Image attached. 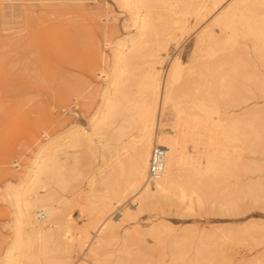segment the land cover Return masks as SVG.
<instances>
[{"label": "rangeland", "instance_id": "1", "mask_svg": "<svg viewBox=\"0 0 264 264\" xmlns=\"http://www.w3.org/2000/svg\"><path fill=\"white\" fill-rule=\"evenodd\" d=\"M151 1L154 6L148 8L138 2L128 5L124 0H0V58H6V66L0 67V264L14 232L16 206L13 200L15 192L23 191L24 188L19 185L20 178L28 170L38 147L49 138L55 137L58 141L57 138H62L64 131L69 129L82 131L92 141L87 140L75 148L65 149L69 157L66 162L69 172L66 178H69V185L68 190L63 193L66 199L61 205L63 212L71 214L76 228L82 230L86 227L92 236L95 229L90 226L89 221L93 215L97 216L98 211L108 204H114L109 212L112 224L110 233H107L109 241L106 240L101 253L92 258L86 247L81 248L72 256L70 264L76 263L78 259L76 264L86 260L87 264H105L106 260V264H188L195 259L196 251L202 248L205 241L215 244L214 248L212 247L213 253L211 252L213 256L210 254L209 259L196 260L195 264H264V62L261 53H254L257 51L255 42L247 34L245 21L242 19V13L248 15L249 12L244 10L237 13L234 29L222 31L223 25L216 19L234 0H226L221 7L198 20L196 8L189 0L175 2L176 6L173 5L172 8L176 13L172 8L167 9L158 4V0ZM58 3H61V10L66 12L62 16V21L66 23L68 17H71V14H67L70 4L87 11L86 20L73 23L89 27L81 38L76 39L77 42L72 47L66 38L69 29L67 32L63 24V30L55 28L57 25L54 28L52 26V17L55 16L50 17L49 13L52 15L53 11H56L52 5ZM28 7L34 9L30 10ZM28 9L30 14L27 13ZM251 17V22L257 21V16ZM143 21L152 25L145 29V37L140 39L137 53L133 51L130 54L134 58L133 65L124 84L129 102L125 104L121 101V106H124L121 109L139 103L137 82L142 72L155 67L164 75L174 59L179 58L182 64L180 83H184V88H187L185 90L194 95L193 98L204 94L206 98L207 94L206 99L210 97L209 100L214 101V108L223 114L224 120L228 119L227 121L233 124L235 136L239 138L237 137V141H231V146H228V161L232 167L229 162H225L224 165L227 166L221 167L216 174H210L214 175L211 179L208 175L205 179L209 183H204L205 188L195 187L192 191L188 190L185 199H179V192H176V197H172L169 203L152 206L134 217H129L124 215V211L130 208L131 212L136 213L137 205L133 198L128 196L118 202L114 196L115 191L123 190L124 185H127V175H117L119 177L116 178L112 169L119 151L132 153L133 150L129 146L138 135L137 128L139 129L140 125L134 112L127 113V109L121 112L119 109L117 113L121 115L116 113L119 117L114 116L113 124L111 121V125L98 129L94 136L93 127L100 117L102 95L106 90L107 81L115 69L116 50L122 47L119 43L123 42V39H129L136 32L137 25ZM211 23L214 34L220 39L215 43V47L212 46L214 48L206 49L208 52L201 50V53L198 52V56H195L193 52L197 35ZM99 24H107L111 29L102 30ZM33 31L40 38L44 37L41 42L39 38L36 43L39 62L43 65L38 63L43 69L40 72L37 68L33 70L32 65L30 71H25L24 64L20 61L23 58L21 50H24L20 46L24 42H33ZM231 34L234 36L233 40L226 41L225 38ZM48 36L55 37V47L49 45ZM128 45L129 43H126L125 46ZM31 47L32 45L27 47L24 52L33 58L29 51ZM6 85H10L8 91H5ZM257 87L262 90L259 91ZM78 88H82L80 92ZM66 89L69 92H66ZM63 91L67 93V97L60 100ZM213 97L215 99H212ZM170 110L171 108H168V112L157 114L160 119V133L173 134L172 122L175 123L176 116L173 110L169 113ZM130 113L133 114L132 120ZM127 117L128 119H125ZM132 121L136 122V125H133L135 123ZM124 123L132 129L127 128ZM119 127L124 131H119L122 137L117 134ZM112 132L119 135H116L115 141L112 136L107 140V136ZM104 133L109 135L104 136ZM186 145L190 154L196 155L194 143L188 141ZM113 153H116V156ZM39 191L42 193L44 189ZM231 191H237L234 194L237 204L230 207L225 205V201L230 199L228 196ZM32 194L34 193L30 196ZM27 198L25 194L19 195V205L22 206ZM42 213L41 211L38 214L40 222L47 218ZM21 228V232L25 234L28 227L22 225ZM55 242H51V247V244L47 245L54 256L50 255L47 249L46 253L50 254H45L46 258L63 255V250L61 251V247ZM37 247L34 246L32 251L37 253ZM58 252L62 253L58 255ZM13 253L11 264H53L38 254L37 257L30 258L23 257L20 250ZM136 260L141 262L137 263Z\"/></svg>", "mask_w": 264, "mask_h": 264}, {"label": "bare ground", "instance_id": "2", "mask_svg": "<svg viewBox=\"0 0 264 264\" xmlns=\"http://www.w3.org/2000/svg\"><path fill=\"white\" fill-rule=\"evenodd\" d=\"M150 1L149 0H124V3L130 5V4H135L136 2H138L141 5H144L145 7L151 8L154 6V3ZM177 1L178 0H174L173 2H170L167 0H158L157 3L159 2L158 4L168 9V8H172L173 5L176 6L175 2ZM180 1L181 0H179L178 2ZM189 1H191L192 5L194 4L196 8L195 9L197 13L196 19L198 20L200 18L206 17L209 13H211L214 9L218 8L219 6L221 7L222 3H224L226 0H189ZM60 6H61V3L52 5V7L56 8V11L54 10L55 13L53 11L52 15L51 13H49L50 17L55 16V17H52L54 18V21H53L54 25L52 24L51 25L53 26V28L57 25L55 28H57L58 30H61V29L63 30L64 27L63 28L61 27V25L63 24L66 27V31L67 29H69V32L67 31L68 33L66 32L65 33L67 34L66 38H68L69 40L68 44L72 47L73 44L77 42L76 39L80 37L81 35H83L85 30H87V28L89 27L88 25H85V24H82V25L75 24L74 25L73 23L78 20H86L87 16H85V13L87 11H85L84 8H78L76 5L70 4L69 11L67 14H71V17H68V23H66L62 21V16L66 12L64 10H61ZM29 9L33 10L34 8L32 9L31 7ZM29 9L27 12L28 14H30ZM42 10L44 9L42 8ZM172 10L174 11L175 9L172 8ZM244 10H247L249 12L247 13L248 15H246V13L245 15L242 13L243 15L242 19L243 21H245V25L248 30L247 34H249L255 42V49L257 51H255L254 53L256 52L258 54L261 53L263 57L262 62H264L263 61L264 60V0H234L232 3H230L225 8V10H223V12L220 13L216 21H219L223 25L222 31H225L226 29H229L231 31L234 29L235 24H237L235 23V17L238 16L237 13L243 12ZM175 13H176V10H175ZM249 16L250 17L257 16V19H256L257 21L254 23L251 22L250 20H252L253 18L251 17L250 19ZM50 17L49 16L47 17L48 20ZM145 24H146L145 21L140 22V24L137 25L136 32L129 39H123V42L119 43V46H122V47L116 50V53H115V61H114L115 69H114L112 76L108 79L107 84H106V90L102 95V107L99 111L100 117L96 120V124L93 127V130H94L93 136L96 135V132L98 129L111 125L110 124L111 121L113 124V121H114L112 120L113 118H115L116 116L119 117L118 115H116V113L119 112L120 111L119 109H121V107L123 106V105L121 106L122 104L121 101H124L125 104H128L129 102V99L126 96V91H125L126 86L124 87V84L126 81L125 79H127L126 76L127 74L129 75V72L133 65L132 61L134 58L130 54L133 51H136L135 53H137V51L139 50L140 48L139 46L141 44L140 39L145 37L144 31L147 27L149 28V25L151 23H149V25L147 24L145 25ZM99 27L102 28V30L111 29L110 26L107 24L106 25L99 24ZM213 30L214 29H212V23H211V25L209 24L208 26H205L204 29L200 31L201 33L200 32L198 33L196 42L194 45V52H193L195 53V56L196 55L198 56V52H200L201 50L205 49V51H207L206 49H212L216 46L215 43L220 39V37L218 38L216 34H214ZM31 34L34 35L32 37L33 42L29 41V43L31 44H28V42H24L20 47L25 50L27 47H30V45H32L31 50L29 51L32 54L33 58H30L31 56L28 57L29 55L28 54L26 55L24 50H21L20 48V50L23 51V54H22L23 58L20 59V61L24 64L25 71H28V70L30 71V68L32 65L33 70L37 68L38 71L40 72V70L42 71L43 69L41 68L42 64L39 62L40 57L37 54L38 50L36 48L37 46L36 43L38 42L40 36L38 34H35V32ZM232 37L234 38L233 34H231V36H228V38H225V39L226 41H230V40H233ZM41 38H44V37H41ZM41 38L39 40L40 42H41ZM47 38H49L50 40L49 45H52L53 47H55V41H56V40L54 41L55 37L51 36L50 38L48 36ZM43 40L46 41V39H43ZM222 40H220V42ZM127 41H130V42H127ZM42 43H44V41H42ZM126 43H129L128 47L125 46ZM80 46L82 45L80 44ZM259 56L261 57V55ZM5 59H6L5 57L0 58L1 68L6 66L4 65ZM221 60L220 61L218 60V61L221 62ZM234 60H236V58ZM38 63H40L41 65L39 66ZM209 63L210 62H208V64ZM261 65L263 66V64ZM181 66L182 64L179 58H176L174 59L170 68L168 69V71H166L164 75H162L161 72L155 67H150L149 69L145 70V72H142L143 74L142 76H140L137 82L139 86L138 94L140 95V99H139L140 101L138 100L139 103L131 107L125 105L126 108L121 109V112L126 111V109L129 110L127 111V113L134 112L133 114H135L136 120L138 121V124L140 125L139 129L137 128V130L139 131L138 135L136 136L132 145L130 144L131 146H129L133 150L132 153L127 152L125 154L124 152L120 153L119 151L117 153L119 155H117L118 157H116L117 158L116 163L112 169L114 173L116 174L114 175L116 178L119 177L117 175H124V174L127 175L126 176L127 178H125L127 179L125 183L127 185L126 186L124 185L125 188L122 187V189L123 188L124 189L121 190L118 186L117 189L119 188L120 190L118 189L119 190L118 192L117 191L114 192V196L118 199L117 201L122 202L123 200L128 198V196H130L131 198H133L134 200L133 202L137 205V207L135 208L136 213L131 212L130 208H128L124 211L125 216L134 217L135 215H138L142 213L143 211L148 210L152 206L167 204L170 201H172V197H174V194H176V192L177 193L179 192L178 193L179 199H185L187 197L188 190L192 191L193 188L195 187H199V189H201V187L205 188L204 185L206 186V184L209 183V181L205 179L208 175L211 179L212 178L211 176H214V175L210 176V174H213L215 172L217 173L219 172V170H221V167L227 166V165H224L225 162H229L230 164V161H228L229 155H230L228 151V148H229L228 146L229 145L231 146V143L233 142V140L237 141V137L239 138V136H235L236 132L233 129L234 127L232 126L233 124H230V122L227 121L228 119L224 120L223 114L218 109L214 108L215 107L213 104L214 101H210L209 100L210 97L206 99L207 94H206V98L204 97L205 94L203 96L201 95L199 96L197 94V96L199 97L193 98L195 96L189 93L187 90H185L187 88H184L183 86L184 83L183 85L180 83ZM214 70L216 71V68H214ZM252 78L255 79V77H252ZM262 78L264 79V75ZM261 82L260 84L262 85ZM197 84H199V82ZM71 87L74 88L73 85ZM9 88H10V85H6L5 91H8ZM195 88L197 89V87ZM81 89H79V92ZM205 89L207 90V88ZM260 90L262 89H259V91ZM189 91H190V88H189ZM66 92H69V90ZM66 92L63 91V93L59 97L60 100H63L65 99V97H67ZM210 94L212 95V93ZM211 95H208V96H211ZM212 99H215V97H213ZM168 108H171V110L175 112V116H176L175 123L172 122L174 124L173 130H172L173 134H164V133L158 132V129H160L159 127L160 119L157 118V114H159L160 112L162 113L163 111L166 112ZM171 110L169 111V113L171 112ZM133 114L130 113L131 120L133 118L132 116ZM234 115L235 114H233V116ZM239 118L241 120L242 117L240 116ZM125 119H128V117ZM235 120L237 121V119ZM236 121L234 122L235 124H237ZM132 122L135 123L133 125H136V122L134 121ZM126 124L125 126L129 128L130 126L128 127V124L127 125ZM119 131L120 132L122 131V133L124 132L122 127L121 129L119 127V130L117 132V134H120L121 136L122 133H119ZM64 133L65 135H63L62 138L61 137H59V139L57 138L58 141H56L55 137L49 138L46 142L42 143L38 147V150L35 153V156L33 157V159L31 160L29 164L28 170L25 172L24 176L20 178L19 180V185L24 186V188H23V191L15 192V197L13 200V204L16 206V211L14 214L15 215L14 216V225H15L14 232H13L12 240L10 241V244L5 252V256L2 260V264H11L10 260L14 256L13 252L15 250H20V252H22L21 255L23 257L25 256V257L32 258L33 256L37 257L36 254H38L39 256H41V258L45 259L47 257L45 256V254L49 255L51 253L50 252L51 250L48 249L49 247L47 245L48 244L50 245L51 242L54 243L55 241L57 242V245L61 247V251L63 250V255L64 254L66 255L65 257H62L63 255H61V257L58 256L57 258H55L56 257L55 255V257L50 256L51 258H46V261L48 260L49 262H52L53 264H70L72 260V256L78 253L79 250L84 247H86V250L89 256L94 258L101 253L102 249L105 246L107 236L109 235V234L107 235V233L110 231L111 225H112L110 222L109 212L112 210V207L114 204H108L107 206L103 207L101 211L100 210L98 211L99 213H97L98 214L97 216L95 215L94 217L93 215L91 221H89L90 226L95 229V234L92 236H90L91 231L88 228L85 227V229L83 228L82 230L76 228L73 225L71 214L65 211L64 213L63 212L64 209L61 208L62 207L61 205L66 201L63 193L64 191L68 190L67 188L69 185L68 184L69 178L68 179L66 178V174L67 173L69 174L67 170L68 169L67 164H66L69 157L67 156V151L65 149L67 147L75 148L78 144L81 145L83 144L84 141H87V140L92 141V139L90 137L87 138L82 131L69 129V130L64 131ZM100 135H102V133H100ZM107 135H105L104 133V136H107ZM116 135L115 133L112 132L110 136H107V140L109 137L112 136L113 138L112 137L111 138L115 141L117 139V136H119V135L117 136ZM104 136H101V137H104ZM188 141H192L194 143L196 155L190 154V152L187 150L186 143ZM156 145L165 147L166 151H165V157H164V167H163L161 176L155 180L153 185L150 186V184L148 183L149 166L151 162L152 151ZM115 154L113 153V155ZM230 166L232 167V164H230ZM116 178L114 181H116ZM39 189H44V191L41 193ZM236 192L237 191H231V193H229L228 197H230V199L228 198V201H225L226 206L231 207L237 204V201L234 198V194H236ZM31 193H34V194L30 196ZM21 194H25L26 196H28L27 199H24L25 201L22 206L21 204L19 205V195ZM200 199L202 200L201 197ZM65 209H67V207ZM41 211L43 212L42 214H45L47 216L46 220H44L43 222H40V220H38V214ZM22 225H25L26 227H28L26 229L27 231L25 234L21 232ZM154 226H156V224H154ZM107 241H109V239ZM211 242L212 241H205L202 248L196 251V255H194L195 259L191 261L192 263L188 262V264H195L196 260H200V259L204 260L205 258L207 259L208 257H210L213 253L212 247L215 245V244L212 245ZM57 245L55 244V246ZM34 246H38L36 248L37 250L35 249L37 253L32 251ZM51 246L52 244L50 245V247ZM47 249L50 253H46ZM58 249L60 251V248ZM60 253L58 255H60ZM120 253H121V250H120ZM50 255H53V254L51 253ZM78 261L79 259L77 260V262ZM136 261L137 263H139L140 260L139 261L136 260ZM38 262H39V259H38ZM122 262H125V261H122ZM78 264H87V260L84 262L82 261Z\"/></svg>", "mask_w": 264, "mask_h": 264}, {"label": "built area", "instance_id": "3", "mask_svg": "<svg viewBox=\"0 0 264 264\" xmlns=\"http://www.w3.org/2000/svg\"><path fill=\"white\" fill-rule=\"evenodd\" d=\"M165 147L156 145L152 151L149 166L148 183L153 185L155 180L161 176L164 167Z\"/></svg>", "mask_w": 264, "mask_h": 264}]
</instances>
